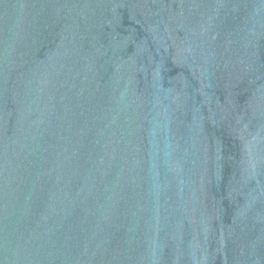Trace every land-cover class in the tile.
Wrapping results in <instances>:
<instances>
[{"label": "water", "instance_id": "water-1", "mask_svg": "<svg viewBox=\"0 0 264 264\" xmlns=\"http://www.w3.org/2000/svg\"><path fill=\"white\" fill-rule=\"evenodd\" d=\"M0 264H264V0H0Z\"/></svg>", "mask_w": 264, "mask_h": 264}]
</instances>
